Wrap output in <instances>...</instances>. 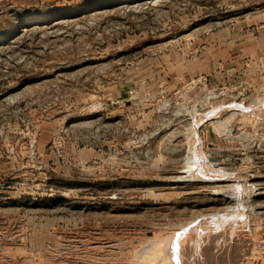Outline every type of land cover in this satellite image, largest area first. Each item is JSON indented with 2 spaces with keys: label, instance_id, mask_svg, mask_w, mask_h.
I'll return each instance as SVG.
<instances>
[{
  "label": "rangeland",
  "instance_id": "rangeland-1",
  "mask_svg": "<svg viewBox=\"0 0 264 264\" xmlns=\"http://www.w3.org/2000/svg\"><path fill=\"white\" fill-rule=\"evenodd\" d=\"M173 236L264 264V0H0V264H172Z\"/></svg>",
  "mask_w": 264,
  "mask_h": 264
},
{
  "label": "bare ground",
  "instance_id": "bare-ground-1",
  "mask_svg": "<svg viewBox=\"0 0 264 264\" xmlns=\"http://www.w3.org/2000/svg\"><path fill=\"white\" fill-rule=\"evenodd\" d=\"M193 153V152H192ZM192 160V159H190ZM192 162V161H191ZM190 163V162H189ZM192 166V165H191ZM196 165L193 166V169ZM192 168V167H190ZM196 168V167H195ZM202 168V167H201ZM198 169V167H197ZM192 170V169H190ZM189 171V169L187 170V172ZM191 172V171H190ZM192 174V173H191ZM199 176V175H198ZM242 197V196H241ZM235 198V197H234ZM251 213V212H250ZM235 215V214H234ZM221 222V221H220ZM174 239H175V242H174ZM178 237L175 238L174 236L172 237V240H171V244H170V259H171V262L172 264H181V258H180V254H179V241H178ZM153 240V239H151ZM181 242V241H180ZM161 243V242H160ZM157 260V259H156Z\"/></svg>",
  "mask_w": 264,
  "mask_h": 264
}]
</instances>
